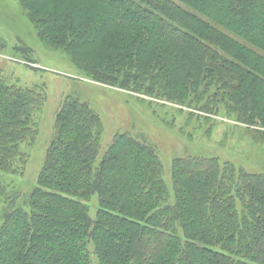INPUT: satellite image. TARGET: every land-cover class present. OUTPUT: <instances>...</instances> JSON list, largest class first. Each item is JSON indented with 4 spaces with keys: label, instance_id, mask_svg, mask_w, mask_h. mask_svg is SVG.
<instances>
[{
    "label": "trees",
    "instance_id": "1",
    "mask_svg": "<svg viewBox=\"0 0 264 264\" xmlns=\"http://www.w3.org/2000/svg\"><path fill=\"white\" fill-rule=\"evenodd\" d=\"M16 1L85 79L264 128V0ZM44 102L0 78V264H264L263 175L177 159L166 186L154 148L128 134L101 154L100 117L77 98L15 190Z\"/></svg>",
    "mask_w": 264,
    "mask_h": 264
},
{
    "label": "rangeland",
    "instance_id": "2",
    "mask_svg": "<svg viewBox=\"0 0 264 264\" xmlns=\"http://www.w3.org/2000/svg\"><path fill=\"white\" fill-rule=\"evenodd\" d=\"M0 41L4 46L0 49V78L20 88L35 87L45 97L34 116L36 140L21 149L27 157L25 174L7 180L14 182L15 190L24 193L35 183L55 114L67 97L87 103L100 117L101 154L115 135L123 134L154 148L166 186H170L172 163L186 158H214L220 164L264 176V128L244 125L223 109L203 114L163 101L151 105L130 92L85 79L65 54L38 40L16 0H0ZM4 209L0 200V225ZM91 260L96 263L93 256Z\"/></svg>",
    "mask_w": 264,
    "mask_h": 264
}]
</instances>
